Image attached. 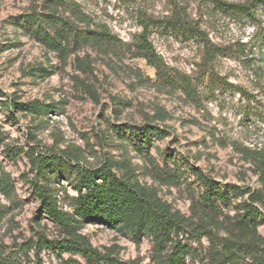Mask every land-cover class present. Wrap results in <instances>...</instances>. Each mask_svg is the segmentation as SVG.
I'll return each instance as SVG.
<instances>
[{
	"label": "rangeland",
	"instance_id": "1",
	"mask_svg": "<svg viewBox=\"0 0 264 264\" xmlns=\"http://www.w3.org/2000/svg\"><path fill=\"white\" fill-rule=\"evenodd\" d=\"M53 11L72 25L77 42L46 22ZM149 23L161 76L138 49ZM103 28L118 40L86 39ZM38 29L61 33L64 49L52 50ZM207 41L223 49L213 62ZM213 75L228 89L213 84ZM10 101L55 109L14 110L13 119L3 106ZM124 124L158 126L167 136L146 147L117 135L114 127ZM52 148L80 152L93 167L110 164L170 206L185 224L175 240L189 247L186 264L223 262L226 251L216 240L244 235L243 203L256 195L264 212V0H0V161L16 188L10 198L0 193V249L18 264H86L72 253L43 250L37 257L27 248L38 234L55 243L71 239L41 212L30 184H49L60 207L73 213V176L60 178L53 168L39 175L31 160ZM193 169L242 195L205 207ZM78 220L77 236L127 264H157L170 253L171 245L157 248L152 235L137 243L126 228ZM200 226L214 242L191 237ZM258 232L264 236V220ZM239 256L240 264L259 263Z\"/></svg>",
	"mask_w": 264,
	"mask_h": 264
},
{
	"label": "trees",
	"instance_id": "2",
	"mask_svg": "<svg viewBox=\"0 0 264 264\" xmlns=\"http://www.w3.org/2000/svg\"><path fill=\"white\" fill-rule=\"evenodd\" d=\"M46 22H50L53 26L59 25L62 33L74 36V40L77 42V33L74 32L72 25L58 16L55 11L47 15ZM153 24L155 23L144 26L138 49L148 64L161 76L163 69L160 58L148 38L149 28ZM40 31L42 30L38 29L35 35L40 37L44 33V37L48 40L47 44L52 50L59 52L64 49L63 45L66 39L62 37L61 33H57L55 37H49L45 30L41 32L42 34ZM197 33L199 36L202 35L201 31H197ZM86 39L94 40L97 44L112 43L118 40L106 28L91 32ZM206 49L207 62H213L216 57L224 54L221 47H217L209 41H207ZM168 79L169 76L167 75L165 80ZM211 80L218 88L228 89L229 85L218 75L211 76ZM235 89L243 97L250 98L248 97L250 95H246L242 89L238 87ZM3 106L9 107L8 111L13 119L16 118L13 113L14 110L43 115L55 109L53 106L37 102L22 104L17 101H10L7 104L4 103ZM114 129L119 137L128 136L133 142L141 143L146 147H150L153 140H163L167 136L164 129L148 124L144 126L124 124L115 126ZM31 160L39 175H44L53 168L58 172L60 178L73 176L71 188L76 193V196L71 199L74 208L73 213H71L60 207L56 198L57 194L49 184L39 180L30 182L39 200L41 212L56 227L71 236V239L62 243H55L38 234L37 241L30 242L27 247L29 250H34L37 257L43 250H59L61 254L67 252L80 256L86 264H127L117 257L97 250L86 238L77 236L78 219H80L84 223L97 224L110 229L126 228L137 243L145 236L152 235L157 248L162 250L165 245H171L168 256L160 258L157 264H186L189 247L181 241L175 240V237L180 236L185 231L184 221L172 212L170 206L155 198L138 183L133 182L128 177H120L110 164L104 163L99 167H93L86 163L85 156L80 152H71L68 149L56 151L54 148L50 154L39 155L37 158H34L33 155ZM193 174L204 187L202 202L205 207L215 209L218 203L227 204L231 202V195L236 197L242 195L241 189L235 185H221L197 169H193ZM15 191L14 182L4 172L0 161V193L6 198H10L15 194ZM259 200L256 195H251L250 199L243 203V213L238 221L241 229L244 230L243 236L231 235L216 240L226 251L223 262L219 264H240L239 254L255 257L259 262L258 264H264V236L258 232V225L264 220V212L255 206ZM191 237L195 240L208 237L214 242L213 232L204 226L196 228L191 233ZM59 256L61 257V255ZM0 264L18 263L3 257L0 249Z\"/></svg>",
	"mask_w": 264,
	"mask_h": 264
}]
</instances>
